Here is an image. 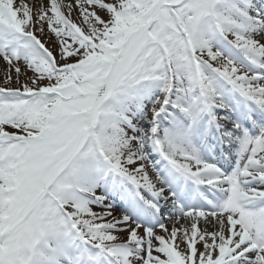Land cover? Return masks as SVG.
<instances>
[{
    "label": "snow or ice",
    "instance_id": "1",
    "mask_svg": "<svg viewBox=\"0 0 264 264\" xmlns=\"http://www.w3.org/2000/svg\"><path fill=\"white\" fill-rule=\"evenodd\" d=\"M0 59V264H264V0H0Z\"/></svg>",
    "mask_w": 264,
    "mask_h": 264
},
{
    "label": "rangeland",
    "instance_id": "2",
    "mask_svg": "<svg viewBox=\"0 0 264 264\" xmlns=\"http://www.w3.org/2000/svg\"><path fill=\"white\" fill-rule=\"evenodd\" d=\"M28 3H31L32 0H27ZM73 19L75 20L76 19V15L73 14ZM78 22V21H77ZM37 35H39V33H37ZM47 37H45L46 39ZM54 38V37H53ZM49 46H52V45H49ZM4 67H5V62L0 59V85L3 84V70H4ZM29 75H31V73H29ZM13 86H16L15 83H13ZM171 226V225H170ZM181 247H183V245H181Z\"/></svg>",
    "mask_w": 264,
    "mask_h": 264
}]
</instances>
